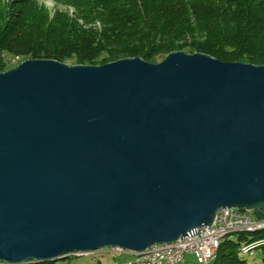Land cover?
<instances>
[{"label": "water", "instance_id": "obj_1", "mask_svg": "<svg viewBox=\"0 0 264 264\" xmlns=\"http://www.w3.org/2000/svg\"><path fill=\"white\" fill-rule=\"evenodd\" d=\"M221 208L264 220V65L172 51L0 71V262L140 252Z\"/></svg>", "mask_w": 264, "mask_h": 264}, {"label": "trees", "instance_id": "obj_2", "mask_svg": "<svg viewBox=\"0 0 264 264\" xmlns=\"http://www.w3.org/2000/svg\"><path fill=\"white\" fill-rule=\"evenodd\" d=\"M62 1L80 22L36 0H0V71L12 67V56L95 65L124 57L157 62L172 51L264 65V0ZM236 233L220 243L213 264H249L238 253L256 248L264 262V228Z\"/></svg>", "mask_w": 264, "mask_h": 264}, {"label": "built area", "instance_id": "obj_3", "mask_svg": "<svg viewBox=\"0 0 264 264\" xmlns=\"http://www.w3.org/2000/svg\"><path fill=\"white\" fill-rule=\"evenodd\" d=\"M254 221L257 220L251 219L250 213L245 210L221 208L216 212L211 225L194 228L176 241L156 243L148 247L153 249V258H136V252H129L115 246L101 248L93 253L95 255L98 252L116 253L119 256L131 253L134 255V260L127 261L130 264H181L184 254H192L197 263L205 264V259L213 256L214 238L221 237L225 228L252 224Z\"/></svg>", "mask_w": 264, "mask_h": 264}, {"label": "rangeland", "instance_id": "obj_4", "mask_svg": "<svg viewBox=\"0 0 264 264\" xmlns=\"http://www.w3.org/2000/svg\"><path fill=\"white\" fill-rule=\"evenodd\" d=\"M36 1L38 3L43 4L47 9L51 11V13H53L55 10L66 11L69 13V15L75 17L80 22V16H78V12L75 9V7L72 5L65 4L62 0H36ZM94 23L98 28L101 25L99 21H95ZM8 60H9L8 62L12 65V67H14L20 61H22L23 58L19 56H12ZM250 218L253 219L251 214H250ZM236 238H237V233H234L231 239L235 240ZM70 254L71 255H69L68 257H64L56 261H49L46 262V264H113L114 261H117L118 264H124L127 261L132 262L134 260V255L131 253L128 254L124 253L121 255V257H118L116 253L98 252L96 255L99 257V259L96 258V255L93 252H89L87 254L78 255V256L75 255V253H70ZM238 254L240 258L245 259L249 264L252 263L264 264V262L262 261V252L260 248H256L252 250L251 253L242 254L241 252H239ZM182 259L183 261L181 264H199L196 262V259L192 254H185L183 255ZM213 262L214 261L212 259L209 261V264H213Z\"/></svg>", "mask_w": 264, "mask_h": 264}, {"label": "bare ground", "instance_id": "obj_5", "mask_svg": "<svg viewBox=\"0 0 264 264\" xmlns=\"http://www.w3.org/2000/svg\"><path fill=\"white\" fill-rule=\"evenodd\" d=\"M264 228V220L262 221H254L252 224H243V225H235V226H230L229 228L224 229V234H222L221 237H215L213 241V256L210 258L205 259V264H209V261L212 260L217 252V248L220 245L222 241L225 239L229 238L233 233L236 232H253L258 229ZM243 250H247V248H243ZM76 255V254H75ZM83 255V254H81ZM119 256V255H117ZM136 258H153V249L151 248H146L143 251L136 252ZM124 264H130L129 262H125Z\"/></svg>", "mask_w": 264, "mask_h": 264}, {"label": "crops", "instance_id": "obj_6", "mask_svg": "<svg viewBox=\"0 0 264 264\" xmlns=\"http://www.w3.org/2000/svg\"><path fill=\"white\" fill-rule=\"evenodd\" d=\"M185 255V254H184Z\"/></svg>", "mask_w": 264, "mask_h": 264}]
</instances>
